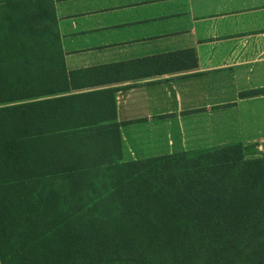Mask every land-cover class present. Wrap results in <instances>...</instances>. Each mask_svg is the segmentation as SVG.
<instances>
[{"label":"trees","instance_id":"1","mask_svg":"<svg viewBox=\"0 0 264 264\" xmlns=\"http://www.w3.org/2000/svg\"><path fill=\"white\" fill-rule=\"evenodd\" d=\"M66 79L52 0H0V148L76 134L54 106ZM247 146L132 161L99 146V165L33 178L36 155L66 160L0 155L19 167L0 180V264H264V159Z\"/></svg>","mask_w":264,"mask_h":264},{"label":"crops","instance_id":"2","mask_svg":"<svg viewBox=\"0 0 264 264\" xmlns=\"http://www.w3.org/2000/svg\"><path fill=\"white\" fill-rule=\"evenodd\" d=\"M52 2L64 137L121 161L264 146V0Z\"/></svg>","mask_w":264,"mask_h":264},{"label":"rangeland","instance_id":"3","mask_svg":"<svg viewBox=\"0 0 264 264\" xmlns=\"http://www.w3.org/2000/svg\"><path fill=\"white\" fill-rule=\"evenodd\" d=\"M92 137L88 136V135H74V136H68V137H63V138H55V139H51V140H46V141H42V142H38L37 144H35V146H30V148L35 149V153H39L40 154V150L43 147H53V149L51 150V152L53 154L59 155V158L64 159L63 163L66 160V164L65 165H57V164H53L55 163L56 157L55 158H51L50 157H38V155H36V160L33 161V163L29 162L30 164L27 165V172L26 175L28 178H33V177H37V176H42V175H47V174H56L57 172H63L66 171V168H72V170H76V169H82L84 167H88L90 166L89 163L94 162V164H101L104 161L99 160V159H103L104 154H102L100 152H94V151H88L86 152L84 149L86 148H92V146H84L85 144L82 142L84 140L87 139H91ZM64 141V143H63ZM77 142L79 144H77ZM247 149H248V153L251 154L252 157H260L264 159V146L262 148H257L259 144L255 145L254 144H247ZM18 146L16 147H12V148H0V155H4L10 152H17L18 150H16ZM23 148V150H26L27 146H21ZM34 147V148H33ZM57 147V148H56ZM29 148V149H30ZM58 152H54L57 151ZM80 151L77 152V151ZM70 152L76 153L77 156H74L72 154H69ZM69 154V155H68ZM88 157H94L96 160L95 161H89L87 160ZM104 159H107L104 156ZM21 162V161H19ZM18 162L16 161V163L14 164L8 161V160H3L2 162H0V166H2V168H0V173L2 174V176L0 177V180L2 181H8V180H12V177H14L13 175H10V172L13 171V169H16L18 166L16 165ZM58 163V162H57ZM10 164V165H9ZM19 168V167H18ZM11 169V170H10ZM1 170H4L3 172H1ZM59 172V173H60ZM58 173V174H59ZM5 174V175H4Z\"/></svg>","mask_w":264,"mask_h":264}]
</instances>
